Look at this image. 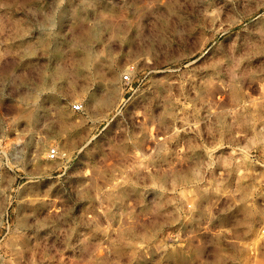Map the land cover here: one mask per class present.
Segmentation results:
<instances>
[{
  "label": "rangeland",
  "instance_id": "374dc122",
  "mask_svg": "<svg viewBox=\"0 0 264 264\" xmlns=\"http://www.w3.org/2000/svg\"><path fill=\"white\" fill-rule=\"evenodd\" d=\"M263 223L264 0H0L1 264H264Z\"/></svg>",
  "mask_w": 264,
  "mask_h": 264
},
{
  "label": "built area",
  "instance_id": "2783aa9c",
  "mask_svg": "<svg viewBox=\"0 0 264 264\" xmlns=\"http://www.w3.org/2000/svg\"><path fill=\"white\" fill-rule=\"evenodd\" d=\"M131 72H132V68H129V69L126 71V73H124V74L122 75L121 80H122L123 82H129ZM72 107H73L74 110H79V109H81L82 106H81V104H79V103H75V104L72 105ZM57 153H58V152H57V150H56L55 148H50V149L48 150V152H47V156H48V158L52 159V158H54V157L57 155ZM258 231H259V234H260L261 236H264V223L261 224V225L258 227ZM1 262H2V255H1V252H0V264H1Z\"/></svg>",
  "mask_w": 264,
  "mask_h": 264
},
{
  "label": "bare ground",
  "instance_id": "6f19581e",
  "mask_svg": "<svg viewBox=\"0 0 264 264\" xmlns=\"http://www.w3.org/2000/svg\"><path fill=\"white\" fill-rule=\"evenodd\" d=\"M102 102H104V101H102ZM82 106V105H81Z\"/></svg>",
  "mask_w": 264,
  "mask_h": 264
}]
</instances>
